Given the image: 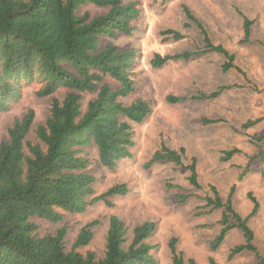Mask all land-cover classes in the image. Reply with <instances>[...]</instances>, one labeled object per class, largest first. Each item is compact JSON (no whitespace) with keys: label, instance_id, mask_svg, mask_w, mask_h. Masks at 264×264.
<instances>
[{"label":"trees","instance_id":"trees-1","mask_svg":"<svg viewBox=\"0 0 264 264\" xmlns=\"http://www.w3.org/2000/svg\"><path fill=\"white\" fill-rule=\"evenodd\" d=\"M87 3L107 10L95 16L89 11L81 13V7ZM183 9L188 20L199 29L204 46L197 51L155 53L152 66L162 67L171 60H188L216 52L225 57L224 71L235 68V54L212 41L199 17L188 6ZM142 13L140 0H0V111L8 110L19 100L27 80L42 81L37 91L40 97L53 96L60 88L68 90L62 99L52 97L49 113L36 126L34 136L30 133L36 114L33 108H28L8 128V138L0 141V264H157L154 245L147 241L157 229L154 220L137 224L126 247V224L119 216H111L103 257L92 250H81L91 243L97 219L80 228L70 250L65 245L66 226L42 235L34 221L39 218L58 223L66 213H83L100 200L112 205L109 198L128 194L130 189L126 183H115L95 195L97 177L90 171L88 148L97 147L103 167L116 168L122 160L133 157L132 123L144 122L153 110L150 98L133 96L138 88L137 49L101 44L104 37L132 35ZM252 24L244 16L246 40L250 38ZM168 32L173 33L175 40L184 37L178 31ZM232 87L222 85L199 97L215 98ZM86 93L95 95L84 110L82 100ZM167 98L171 102L183 99L172 95ZM253 123L249 121L248 125ZM240 152L238 147L224 150L221 159L228 161ZM255 156L264 161V150L250 156L245 166H238V181L251 172ZM164 161L187 170L192 189L206 190L199 180L198 159L188 158L184 146L172 148L163 140L145 166ZM236 190L237 183H234L226 200L215 185H209L204 196L197 191L180 190L174 197L182 204L198 196L204 201L203 208H223L220 230L209 243L211 252L220 248L231 231L238 230L243 241L230 250L229 257L254 252L259 260L253 264H264L249 224V218L260 207L259 199L248 192L253 206L243 216L234 205ZM168 248L172 264H199L195 258L185 257L178 248V237H170ZM207 264L219 263L209 255Z\"/></svg>","mask_w":264,"mask_h":264},{"label":"rangeland","instance_id":"rangeland-1","mask_svg":"<svg viewBox=\"0 0 264 264\" xmlns=\"http://www.w3.org/2000/svg\"><path fill=\"white\" fill-rule=\"evenodd\" d=\"M140 2L143 13L132 35L104 37L101 44L137 49L138 88L133 96L150 98L153 110L144 122L132 123L133 157L122 160L116 168L103 167L98 160L97 147L88 148L90 171L97 177L95 195L115 183H126L130 190L124 196L109 198L112 205L100 200L83 213H66L58 223L35 218L37 231L44 235L66 226L65 245L70 250L80 228L97 219L99 222L93 228L91 243L81 250H92L98 257H103L111 216H119L126 224V247L137 224L154 220L157 229L147 241L154 245L157 264H172L168 248V240L172 236L178 237V248L185 257H193L199 264H207L209 255H213L219 264H253L259 260V255L254 252L229 257L230 250L243 241L238 230L231 231L217 251H210L209 243L221 227L219 221L223 208H203L204 201L198 196L181 204L174 196L180 190L197 191L204 196L208 186L215 185L226 200L231 186L237 183L234 205L243 216H247L253 206L247 195L253 192L260 207L249 218V224L254 230L260 255L264 256V161L255 156L251 172L238 181V166H245L250 156L264 150V0ZM183 6H188L199 17L214 43L224 45L235 54V68L224 71L225 57L216 52L196 55L188 60H171L162 67L152 66L151 59L155 53L166 55L185 50L197 51L204 46L199 29L188 20ZM106 10V7L87 3L80 12L89 11L91 16H95ZM244 16L253 21L249 40L245 39ZM186 23H190L189 26ZM170 30L178 31L184 37L175 40L173 33L168 32ZM222 85L233 87L215 98L199 97ZM41 87L40 79L24 81L19 100L13 102L8 110L0 111V141L8 138V128L28 108H33L36 114L30 133L31 137L34 136L36 126L45 121L49 113L52 97L62 99L68 92L66 88H60L53 96L40 97L37 91ZM94 95L85 94L82 100L84 110ZM169 95L183 99L171 102L167 98ZM206 120L216 122L206 123ZM249 121L255 123L248 125ZM163 140L172 148L184 146L188 158L197 157L199 180L206 190L192 189L188 181L189 172L176 163L164 161L145 166ZM233 147H238L241 152L223 161L222 152Z\"/></svg>","mask_w":264,"mask_h":264}]
</instances>
